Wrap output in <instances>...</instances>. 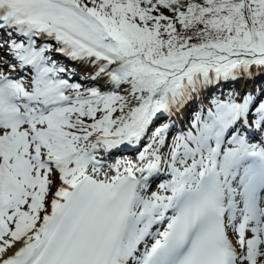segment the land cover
Masks as SVG:
<instances>
[{
    "label": "snow or ice",
    "instance_id": "obj_1",
    "mask_svg": "<svg viewBox=\"0 0 264 264\" xmlns=\"http://www.w3.org/2000/svg\"><path fill=\"white\" fill-rule=\"evenodd\" d=\"M0 264H264V0H0Z\"/></svg>",
    "mask_w": 264,
    "mask_h": 264
},
{
    "label": "bare ground",
    "instance_id": "obj_2",
    "mask_svg": "<svg viewBox=\"0 0 264 264\" xmlns=\"http://www.w3.org/2000/svg\"><path fill=\"white\" fill-rule=\"evenodd\" d=\"M241 82L243 83V81H241ZM165 178H167V177L164 176V177H161V178H159V179H160V181L162 182V179H165ZM154 187H155V185L153 186V189L156 190V188H154ZM153 189H152V190H153Z\"/></svg>",
    "mask_w": 264,
    "mask_h": 264
},
{
    "label": "rangeland",
    "instance_id": "obj_3",
    "mask_svg": "<svg viewBox=\"0 0 264 264\" xmlns=\"http://www.w3.org/2000/svg\"><path fill=\"white\" fill-rule=\"evenodd\" d=\"M166 179V178H165ZM163 180V179H162ZM154 188H156V186L154 187ZM154 190V189H153Z\"/></svg>",
    "mask_w": 264,
    "mask_h": 264
}]
</instances>
